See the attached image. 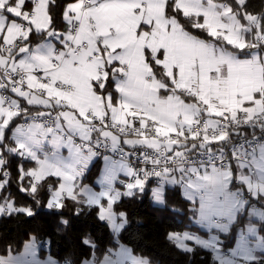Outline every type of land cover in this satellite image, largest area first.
<instances>
[{"label": "snow or ice", "instance_id": "obj_1", "mask_svg": "<svg viewBox=\"0 0 264 264\" xmlns=\"http://www.w3.org/2000/svg\"><path fill=\"white\" fill-rule=\"evenodd\" d=\"M250 8L249 0H0V217L32 218L43 203L73 216L94 208L116 231L127 223L113 196L86 197L75 175L38 165L27 140L9 144L4 132L26 114L22 103L60 109L81 138L90 130L154 150L151 175L183 172L192 153L222 150L241 128L264 131V9ZM145 176L147 167L131 173L125 195L142 192ZM202 182L215 187L220 177ZM222 199L201 212L216 218ZM166 239L195 251L187 235ZM34 241L7 247L0 264H41ZM81 244L88 252L75 264H149L119 243L99 256L88 237Z\"/></svg>", "mask_w": 264, "mask_h": 264}, {"label": "trees", "instance_id": "obj_2", "mask_svg": "<svg viewBox=\"0 0 264 264\" xmlns=\"http://www.w3.org/2000/svg\"><path fill=\"white\" fill-rule=\"evenodd\" d=\"M250 10L259 12L264 9V0H249ZM195 31V30H194ZM28 112H32L30 109ZM25 117V116H24ZM18 117L4 133L9 144L10 130L16 122L25 118ZM96 169L89 170V177L94 176ZM154 185L146 181L144 190L136 192L131 197L122 195L116 201V209L127 212L126 225L115 233L106 221L97 219L94 208H85L80 215L73 216L70 211L52 213L41 203L32 218L0 217V254L11 246L13 251H20L29 235L43 243L49 254L57 260L66 259L75 262L88 249L82 247L81 241L88 237L97 255H102L105 249L115 247L117 243L126 244L138 254L147 257L149 264H222L219 259L211 258V251L195 243V251L182 252L172 246L166 239L168 231L182 233L186 230H199L194 222L197 206L190 203L176 186H166L163 191V201H154L150 187ZM68 218L67 227L60 224V218ZM245 213H238L234 222L228 227V232L220 234L222 248H226L235 240L239 228L245 222ZM260 231H264V221L260 224ZM235 264V263H233ZM241 264H264L262 258L255 261H245Z\"/></svg>", "mask_w": 264, "mask_h": 264}, {"label": "crops", "instance_id": "obj_3", "mask_svg": "<svg viewBox=\"0 0 264 264\" xmlns=\"http://www.w3.org/2000/svg\"><path fill=\"white\" fill-rule=\"evenodd\" d=\"M111 90L113 91V94L116 95L115 89L112 88ZM21 108L22 110L25 108L27 109L26 114L22 115L23 117L25 116L24 118L32 114L41 116L45 114H52L54 112L53 108L28 106L23 103L21 104ZM29 109L32 112H28ZM57 111L59 113L60 120H57L50 126L43 124L39 120H29L26 124L16 122L10 130V139L13 143L16 142L17 139L27 140L31 148L34 149L33 158L38 161V165L47 164L75 175L77 179V187L80 192L85 194L86 197L103 200L107 196H113L117 201L125 194L123 191L118 190L119 187L124 186L120 185L118 180L127 179L132 173V168L129 165L114 162L109 156L98 159L95 158L91 150L81 151L74 148L73 137L71 135L77 134L78 137L81 138V134L70 130L68 125L63 123L61 120L60 109L57 108ZM83 128H88V125H84ZM92 137L93 135L89 130L88 136L81 139H91ZM109 138L111 143L115 145H119L121 147L133 146L124 144L119 138L113 140L111 135H109ZM91 168L96 169V172L94 176L90 178L89 170ZM226 171H229L230 175L232 173L231 179L230 176L224 179L222 175L223 180H220L219 185L215 187H210L202 182V177L206 175H212V173L216 172L225 173ZM170 179L173 181L172 177H170ZM190 184L194 186L193 191H189L187 186L183 189L184 191H181V193L187 199L194 200L198 208L197 215L194 217V222L198 225L199 230H187L190 231V234L192 233L191 235L193 238L191 239L204 248L213 251L209 247L211 244L208 241L203 240V242H200L197 238H202L203 236H208L209 234L220 235L227 233L229 225L234 222L237 214L245 213V222L243 226L239 228L237 236L239 239L242 238L245 240L244 242L247 244L246 249H248V252L251 253V256L247 259L239 258V262L236 264L250 261L249 258L252 256H255L256 259L262 258L264 261V231H260V224L264 221V198L263 195L253 198L255 193L264 192V145H261L254 153L253 170L248 167H244V165L241 164L231 163L223 170L211 169L209 172L201 175L196 181ZM234 184L238 186V189L242 188L241 192H233V196L227 195L228 200L232 201L234 206L230 207L224 204L225 196L223 194V199L219 201L222 205V210L216 218L203 214L201 210H199L200 202L198 196H204L202 204L206 205L210 198H214L216 193H220L223 189L230 191L232 189H236L237 187H235ZM154 185L163 186L164 188L166 186H171L164 184ZM151 195L154 201H163V193L162 195ZM246 196L248 198H246ZM229 210H232L229 216L224 215V213ZM223 215L225 217H222ZM219 220L226 221L225 225H216L215 223L220 222ZM113 231L115 232V230ZM34 242L40 249L39 258L41 264H63V262L52 257L42 246V243L36 238ZM120 244L127 246L123 243ZM22 250L23 245L20 251Z\"/></svg>", "mask_w": 264, "mask_h": 264}, {"label": "built area", "instance_id": "obj_4", "mask_svg": "<svg viewBox=\"0 0 264 264\" xmlns=\"http://www.w3.org/2000/svg\"><path fill=\"white\" fill-rule=\"evenodd\" d=\"M52 114L45 115H29L21 123L26 124L29 120H39L45 125L50 126L57 120H60L57 108H53ZM91 132V131H90ZM241 135L233 136L231 140L220 151L214 150V154H208L199 151V154L192 153L184 162L179 164L183 172L177 171L175 174L168 175H151V159L156 158L154 150H149L143 145H133L129 147H121L111 143L108 137H103L102 133L91 132V139H81L78 135L72 134L74 148L81 151L91 150L95 158L111 157L114 162L129 165L132 173L143 176V170L149 168V176L143 177L152 184H164L176 186L180 191L185 189L190 183L196 181L201 175L206 174L211 169L223 170L231 163L244 165L253 170L254 153L264 145V131L259 128L252 129L244 127L240 129ZM239 146V156L233 158V147ZM223 161V163H220ZM215 166V167H214ZM170 177L173 178L170 179ZM120 185H126L131 182L130 175L127 179L118 180ZM264 193V192H263ZM246 198H248L246 196ZM264 198V195H263ZM43 247H47V243H42ZM211 258L217 260L221 256H231L230 251L222 252L211 251ZM64 264V262H63Z\"/></svg>", "mask_w": 264, "mask_h": 264}, {"label": "rangeland", "instance_id": "obj_5", "mask_svg": "<svg viewBox=\"0 0 264 264\" xmlns=\"http://www.w3.org/2000/svg\"><path fill=\"white\" fill-rule=\"evenodd\" d=\"M215 174H217L220 177L221 181L223 180L222 175H223L224 179L228 178L229 176H230V179L232 177V173L230 175L229 171H226L225 173L224 172H221V173L220 172H216ZM125 186L126 185H124L123 187L121 186L122 188L119 187L118 190L123 191L125 193V189H126ZM234 186L237 187V188L236 189H232L231 191L227 190V189H223L220 193H216V196L214 198L212 197L211 199H215L216 197L222 196L224 194V196H225L224 204L227 205V206H230V207L234 206V203L232 201L228 200L227 195H232L233 192L237 193V192H241V190H242V188L238 189L237 185L234 184ZM163 189H164L163 186L152 185L150 187V192H151V194L162 195ZM237 190H239V191H237ZM182 191H184V190H182ZM198 199H199V202H200V205H201L202 202L204 201V196L200 195V196H198ZM199 210H200V207H199ZM231 211L232 210H229L228 212L224 213V215L229 216ZM224 215L222 217H225ZM219 221L220 222L215 223V224L216 225H220V224H224L225 225V223H226V221H223V220H219ZM112 230H115V229L112 228ZM115 232H117V231L115 230ZM189 232L190 231L186 230V231H184V232H182L180 234L181 235H187L190 238H193V236L191 235L192 233L190 234ZM209 233H210V231H209ZM197 240L200 241V242H203V240L208 241L211 244V245H209V247L215 252H222L224 250L230 251L231 256H221L220 258H218L219 262L222 263V264H233V263L236 264V263L239 262V258L247 259L249 256H251V253L248 252V249H246L247 248V244L244 242L245 240L242 239V238L239 239L238 236L235 238L233 243L229 244L226 248H222V245L220 243L221 237L219 235H216V234H209L208 236H203L202 238L199 237V238H197Z\"/></svg>", "mask_w": 264, "mask_h": 264}]
</instances>
